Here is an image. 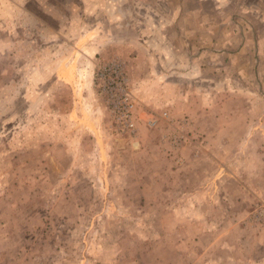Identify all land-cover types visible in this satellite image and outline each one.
<instances>
[{
	"label": "rangeland",
	"instance_id": "rangeland-1",
	"mask_svg": "<svg viewBox=\"0 0 264 264\" xmlns=\"http://www.w3.org/2000/svg\"><path fill=\"white\" fill-rule=\"evenodd\" d=\"M89 1L0 0V264H264V0L208 13L237 17L219 73L207 54L174 82L140 44L94 52ZM106 61L137 133L113 127Z\"/></svg>",
	"mask_w": 264,
	"mask_h": 264
},
{
	"label": "crops",
	"instance_id": "crops-1",
	"mask_svg": "<svg viewBox=\"0 0 264 264\" xmlns=\"http://www.w3.org/2000/svg\"><path fill=\"white\" fill-rule=\"evenodd\" d=\"M189 1L193 6L187 9L186 4ZM250 2L248 0H105L104 3H99V0H94L87 4L89 12L93 14L96 12L99 16L95 21L96 30H92L93 28L86 30L84 35L90 37L88 46L91 45L94 52L102 50L104 45L111 41L116 45L121 42L140 44L142 47H139L138 51L143 48L148 59L156 63L154 66L165 74L169 82L186 80L188 77H194L193 81H197V75L202 74L199 60L207 54H210L209 57L212 59V72L219 73L218 59L221 50L219 28L230 26L231 22L234 24L237 18L232 15L221 21L219 17H209L208 13H220L232 8L244 9ZM256 4H259V0ZM102 16L104 20L100 19ZM207 26H212L213 29L205 34L203 31ZM114 27L124 34L120 32L117 35L111 34L109 28L112 30ZM87 52H80L82 60L93 59L95 53ZM227 54H230L228 50ZM214 64L217 65L216 68Z\"/></svg>",
	"mask_w": 264,
	"mask_h": 264
},
{
	"label": "built area",
	"instance_id": "built-area-1",
	"mask_svg": "<svg viewBox=\"0 0 264 264\" xmlns=\"http://www.w3.org/2000/svg\"><path fill=\"white\" fill-rule=\"evenodd\" d=\"M97 79L100 91L106 97L108 109L114 117L113 127H117L121 133H137L136 101L121 63L103 62L99 65ZM155 119L153 115L151 123H154Z\"/></svg>",
	"mask_w": 264,
	"mask_h": 264
}]
</instances>
